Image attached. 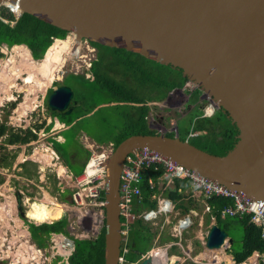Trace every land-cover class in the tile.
I'll return each instance as SVG.
<instances>
[{
  "label": "water",
  "instance_id": "95a60500",
  "mask_svg": "<svg viewBox=\"0 0 264 264\" xmlns=\"http://www.w3.org/2000/svg\"><path fill=\"white\" fill-rule=\"evenodd\" d=\"M6 3L18 14L74 34L79 42L124 49L180 70L238 130L236 143L223 156L199 149L178 133L135 134L118 144L103 163L104 264H121V176L127 158L138 150L157 152L264 202V0H0ZM73 97L71 87H56L48 106L70 114ZM228 238L214 225L206 247L222 248ZM228 242L232 246L233 239ZM139 264L156 263L147 256Z\"/></svg>",
  "mask_w": 264,
  "mask_h": 264
},
{
  "label": "rangeland",
  "instance_id": "374dc122",
  "mask_svg": "<svg viewBox=\"0 0 264 264\" xmlns=\"http://www.w3.org/2000/svg\"><path fill=\"white\" fill-rule=\"evenodd\" d=\"M67 37H72L79 43L80 49L77 53L67 54L60 67L61 69L56 73L58 75L56 78L60 77V80H55L45 90L38 89L32 85L27 86L24 83L23 79L27 77L26 74L23 75V72H25L24 68L19 69L20 75L17 73L13 75V68L11 70L8 69L6 74L11 75L9 76L10 79L8 81L0 79V97H3V101L0 103V127L4 125L8 128L5 134L0 137V264H66L71 256V248L67 249L63 246H67V242L71 243L73 241L71 238L94 240L100 235L104 227V210L101 204L103 200L98 196H100L99 193L101 194L104 191L105 171L95 176H89V178L83 174L92 157L97 154H105L108 158L114 151V145L111 142L101 143L95 140L94 143L90 139H85V134L94 139L100 136L99 139L103 141L111 137L110 135L107 136V133L100 134V129L98 128L100 118H113V115L109 111L110 108L99 111L95 116H88V119L85 121V132L80 133L76 137L79 145L84 150L90 152L87 161L81 155L79 159L70 158L72 162H75L74 164L78 163L76 167L84 166V171L81 175L74 176L66 167L64 159L59 157L53 148V141L63 142L61 137L63 135L61 134L68 127L56 118V112L48 108V98L52 93L51 90L63 85V81L65 80L66 85H70L69 87H72L73 92H76L82 86L84 77L89 78L91 76L89 73L91 63L97 60V50L87 44L86 40L79 42L75 38V35L71 33ZM0 52L5 55L0 60V69L6 70V59L12 55L13 51L8 46L2 45L0 46ZM15 63V67H18L19 62L16 60ZM71 75L79 76L72 78ZM9 83L16 85L10 89L11 95L14 97L12 101L4 99L6 93L1 94L2 87L4 90H7L6 87L9 86ZM84 86L86 87L85 91L88 92L87 84H84ZM165 90L162 87L160 91L163 94ZM196 90L197 87L194 84L186 82L182 88H175L160 97L157 101L148 103L150 107L147 116L148 127L155 131V133H164L169 136H176L178 129L179 136L184 135V131L191 128V116H193L195 122L197 119L194 116L202 114L204 117L206 116L204 111H208V108L212 109L209 99L202 97V94L195 101L193 100V94ZM141 95L148 100L150 89H142ZM155 96L159 97L161 95L155 93ZM93 97L94 94H90L89 99ZM96 100L102 103L104 98L99 97ZM26 102L30 107L23 112L20 110L19 105ZM12 103L16 104L14 108L11 106ZM70 105H73V99ZM78 109L79 107L76 109V112L79 111ZM55 124L60 125V128L55 127ZM39 125H41V128L36 130V127ZM9 128L13 129L9 130ZM26 130H31L32 133L36 134L37 139L26 144H8V138H10L9 132L22 134ZM194 134L196 137L198 136V133ZM66 135H68L69 139H72L74 136L73 131H70V134L67 133ZM76 138L74 137L75 142ZM61 150L68 151L72 156L73 152L76 151V147L72 146L69 148L67 145H62ZM49 153L51 154V158L49 157ZM61 167H64L65 173H60ZM159 186L165 187L163 183H159ZM167 189L172 190L173 187L169 186L161 190L165 191ZM76 195L77 198L75 197ZM74 199L78 202L77 204ZM182 200L183 203H186L185 199ZM18 201H20L19 204ZM198 205L199 210L194 209L196 211L195 216L197 217L194 219L193 227L189 234L182 236V247L178 246L181 253L191 250L190 254L193 258L199 252L197 247H199L200 243V241H196L194 238L198 233L201 234L200 237H204L211 224L209 218L211 211L206 210L208 213H204L200 209L202 205L199 203ZM187 206H190V204ZM176 213L180 216L185 214L183 212ZM63 217L68 222L66 228L67 234H54L51 236L50 241H48V248L39 250L32 239L27 224L32 223L37 226L43 223L51 224ZM16 220L20 223H17ZM200 221H205L203 223L204 230L202 231L198 226ZM153 222L149 226L152 232L156 233L155 238L151 237V244H149V237L146 238V234L140 236L138 245L141 246V249L149 250L151 248L149 254L156 252L159 254L158 257L161 261L167 264L168 256H166V253L171 248L167 246L175 240L171 235L176 223L175 215L164 216L155 225H152ZM162 223L165 224L161 225ZM160 225L164 231L163 237H161L160 232L157 230ZM236 232L239 238L242 237L241 229H236ZM51 240H55V243L59 245L54 247L51 244ZM189 240L194 241L195 244L192 246ZM23 242H27L28 245L36 248L40 252V256H32V253L25 246H22ZM145 243H147L146 246ZM125 244L127 245V243ZM127 252L128 250H125L124 255ZM181 258L185 259L183 253ZM204 262H206L205 264H213L208 258ZM137 263L129 262L124 256L121 262V264ZM185 264L192 263L188 261Z\"/></svg>",
  "mask_w": 264,
  "mask_h": 264
},
{
  "label": "trees",
  "instance_id": "16d2710c",
  "mask_svg": "<svg viewBox=\"0 0 264 264\" xmlns=\"http://www.w3.org/2000/svg\"><path fill=\"white\" fill-rule=\"evenodd\" d=\"M12 22L14 23L12 24ZM68 34L67 31L43 22L30 14L23 13L16 20L8 8H0V46L6 45L12 48L13 46L24 45L30 50L31 56L35 61H41L44 58L54 40H64ZM89 45L97 50V60L91 63L89 69L91 76L89 78L80 76L84 77L82 80L83 84L74 92L73 105H70L72 112L70 114L66 112L55 113L56 118L69 128L62 132L66 139L65 143L61 144L52 140L53 148L58 156L64 159L65 165L70 166L74 176L81 175L84 171V166L74 167L71 164L68 152L66 150L62 151L61 146L67 145L70 147L74 137L76 138L80 133L85 132V121L90 114L93 113L92 115L95 116L99 111L110 108L109 111L113 118H100L98 128L100 129V134L107 133V136L110 135L111 137H108L106 141L99 139L100 136L93 139L101 143L111 142L115 148L131 135L156 134L155 131L148 127L147 116L150 110L148 103L157 101L175 88H182L187 82V78L182 75L180 70L146 59L138 53L95 43H89ZM4 57L5 55L0 52V60ZM77 76L79 75H71L72 78ZM84 84H87L88 92L85 91L86 87ZM63 85H66L65 80ZM162 87L166 89V93L162 94V91H160ZM145 88L150 89L148 100L141 95V90ZM155 93H159L161 96L156 97ZM90 94H94L91 99H89ZM201 94V90L197 89L193 94V100L195 101ZM99 97L104 98L102 103L96 100ZM112 103L114 105L101 107ZM11 106L14 108L16 104L12 103ZM78 107L79 111L76 112ZM49 110L51 109L49 108ZM194 117L197 120L194 122L193 116H191V128L185 130L184 135L179 136L180 139L188 140L199 149L218 156L225 155L233 148L237 141L238 130L227 119L226 114L221 109L217 110L212 117H203L202 114ZM39 128H41V125L37 126L36 130ZM7 129L4 125L0 127V137L5 134ZM11 129L13 128H9V130ZM70 131H73L74 136L72 139H69L68 135H66L67 133L70 134ZM194 133H198V136L189 137V134ZM8 134H10L8 144L13 145L18 143L26 144L37 139L36 134L32 133L31 130H26L22 134L11 132ZM77 145V154L83 155L87 161L90 152L84 150L79 144ZM143 175H145V182L140 185V189L144 199L141 201L140 206L142 209H153L156 206V202H151L150 198L154 190L150 189L147 178H157L161 173L153 168ZM189 185L188 181H177L176 189H179V187L186 189ZM183 195L177 191H172L166 192L165 196L176 201H183ZM100 199L104 200V191L101 192ZM208 204L212 207L211 212L216 217L217 225L227 232L234 241L232 244V255L237 260V264H242L254 252L264 254V240L261 238V229L253 224L251 216L247 215L242 218L239 216H227L223 219L221 210L234 205L231 199L212 198L208 200ZM178 207L181 208L182 204L178 205ZM187 208H182L184 213L189 212ZM121 220L124 222V219ZM27 225L34 243L39 249L45 250L46 247L48 248V241H50L52 234H67L68 222L63 217L51 224L43 223L37 226L28 223ZM238 228L242 230V237L240 238L236 235V229ZM145 234L147 235L146 238L149 237L148 241L151 244V237L154 239L156 233H153L151 228L146 226L141 220L131 224L128 233L129 242H123L122 245V255L129 262L140 263L142 258L151 251V248L149 250L141 249V246L138 245L139 237ZM104 237L105 227L102 228L100 235L94 240L71 238L75 249L66 264H104ZM124 250H128L126 255H124Z\"/></svg>",
  "mask_w": 264,
  "mask_h": 264
},
{
  "label": "built area",
  "instance_id": "2783aa9c",
  "mask_svg": "<svg viewBox=\"0 0 264 264\" xmlns=\"http://www.w3.org/2000/svg\"><path fill=\"white\" fill-rule=\"evenodd\" d=\"M18 17L19 16H15V19L17 20ZM14 22H12V24ZM86 43L89 44L88 42ZM210 114L211 113H209L208 115ZM194 136L195 134H189V137ZM153 168L155 171L160 172L161 175L156 180H153L151 177L147 178V182L151 190L156 188L157 182L158 184L163 183L165 187H167L171 184H174L176 180H187L190 182V186L195 190H199L204 196V198L207 200L218 197L231 199L234 205L224 208L222 210V216L225 218L227 216H251L252 222L255 223L261 229V238L264 240V202L251 200L245 197L244 195H239L195 173L194 171L186 168L185 166L179 165L162 156L161 154L147 149L138 150L137 152H135V154L130 155L126 160V165L124 166L122 172L120 185V208L121 218L124 219V237H126V235L128 234L130 226L133 222L141 219L144 221H150L155 218L158 213H167L170 208L174 209V204L162 198H159L160 202L159 209L157 212H141V210L138 209V204L144 199L140 189V185L145 182V175L143 174L148 172L149 170H152ZM99 195L100 196L98 197L100 198L101 194L99 193ZM75 197L77 198V195ZM152 198H155V196H153ZM74 201L76 204L78 203L75 199ZM101 204L103 208L104 200L101 202ZM209 209L210 208L208 207V210ZM193 222L194 218L189 215L178 219L173 229V237L181 239L183 232L186 229H190L193 225ZM53 235L54 234H52V236ZM204 241L205 240H202L203 244ZM51 244H53L54 247L59 245L58 243H55V240H51ZM63 247H66L67 249L71 248L70 255H72L75 249L73 241L71 243L67 242V246ZM122 261L123 257L121 258V262Z\"/></svg>",
  "mask_w": 264,
  "mask_h": 264
},
{
  "label": "bare ground",
  "instance_id": "6f19581e",
  "mask_svg": "<svg viewBox=\"0 0 264 264\" xmlns=\"http://www.w3.org/2000/svg\"><path fill=\"white\" fill-rule=\"evenodd\" d=\"M6 4L9 5V3H6ZM10 7H12L13 11L16 13L17 8L13 5H11ZM79 49H80V44L77 43L72 37H66V39H64V40L56 39V40H54L53 44L47 50L46 55H45V59L43 58L41 61H35L31 56L30 50L26 46H24V45L13 46L11 48L13 53L9 58L6 59V62H5V63H7L6 70L0 69V79L6 80V81H8L10 79L9 76H11V75L6 74L8 69L11 70L13 68L12 69V70H14L13 75L14 74L16 75V73L18 75H20L19 69L24 68L25 72H23V75L24 74L27 75V77L25 79H23L24 83L27 86L32 85L34 87H37L38 89L45 90L55 80H60V77L56 78V76H58V75H56V73H57V71H59V69H61L60 67L62 66L67 54L77 53L79 51ZM16 60L19 62L18 67H15L16 66L15 65ZM15 86L16 85L9 83V86L6 87L7 90L6 89L4 90V88L2 87L1 94L3 95L6 93L4 99H6L7 101L14 100V97L11 95L10 89L14 88ZM2 101H3V97L2 98L0 97V103ZM28 107H30V106L27 105V102L25 104L21 103V105H19L20 110L23 112H25L28 109ZM208 111H212V109L208 108ZM50 156H51V154L49 153V157ZM106 159H107V157L105 154H102V155L97 154L94 157H92L91 160L88 162V164L86 166V170H85L83 175L86 176L87 178H89V176L90 177L95 176L99 173L104 172L105 170L103 167V163ZM62 172L65 173L64 167L60 168V173H62ZM16 222L20 223L18 220H16ZM22 240H24V239H22ZM22 246L23 247L25 246V248L32 253V256L33 255L35 257L40 256V254H39L40 252H38L37 249L34 248L33 246L28 245L27 242H23ZM212 254H216L218 256V253L212 252ZM152 256H153L154 262L156 264H164L163 261H161V259L158 257L159 254L154 252V253H152ZM211 260L216 261L219 264L225 261L224 258L222 257V255L220 258L219 257L215 258L214 256H211Z\"/></svg>",
  "mask_w": 264,
  "mask_h": 264
},
{
  "label": "crops",
  "instance_id": "0c3cea01",
  "mask_svg": "<svg viewBox=\"0 0 264 264\" xmlns=\"http://www.w3.org/2000/svg\"><path fill=\"white\" fill-rule=\"evenodd\" d=\"M61 86H63V85H61ZM65 86H67V85H65ZM53 90V89H52ZM74 98V97H73ZM111 105H114L113 103L112 104H107V105H103L102 107H105V106H111ZM93 114V113H92ZM92 114H90V115H92ZM89 115V116H90ZM59 127L60 128V125H58V124H55V127ZM61 127H62V125H61ZM69 128V127H68ZM67 128V129H68ZM66 128H65V130H63V131H66L67 130ZM151 129V128H150ZM152 130V129H151ZM62 135V134H61ZM62 137V139H63V142H59V143H61V144H63L65 141H66V139H65V137L64 136H61ZM77 139V138H76ZM85 139H90V140H92L94 143H95V141H94V139L91 137V136H89V135H87V134H85ZM77 142V143H76ZM76 142H75V140H73L72 141V144L70 145V147L69 148H71L72 146H75L76 147V151H74L73 152V154H72V156L70 155V153L68 152V155H69V157L70 158H73V159H79V154H77L78 152H77V150H78V145L77 144H79L78 143V139L76 140ZM80 147V146H79ZM84 149V148H83ZM88 151V150H87ZM83 156V155H82ZM75 162H72L71 161V164L74 166V167H76V166H78L77 164H74ZM66 167L68 168V170L70 171V172H72V174H73V170L70 168V166L68 165H66ZM78 168V167H77ZM179 191H181V190H183V193H184V199L186 200V203H183L182 201H180V200H178L177 201V203H176V208H177V212H179V213H181V212H183L184 213V211L182 210V208H187V210H189V213L187 212L186 214L187 215H189V216H192L194 219H195V217H197V216H195V213H196V211L194 210V209H197V210H199V205H198V203L199 204H201L202 206L200 207V209H201V211L202 212H204V213H208L207 211H212V207L208 204V200L207 199H205L204 198V196L202 195V193L199 191V190H195V189H193L191 186H189L188 188H186V189H183V188H181V187H179V189H178ZM183 193H181V194H183ZM168 198H170V197H168ZM171 199V198H170ZM173 200V199H172ZM176 201V200H175ZM203 203V204H202ZM180 204H182V207L181 208H179L178 207V205H180ZM188 204H190V206H187ZM208 207L210 208L209 210H208ZM207 210V211H206ZM198 215V214H197ZM210 221H211V224H213V225H209V228L207 229V231H206V234H205V236L204 237H200V233H198L197 234V236L194 238L196 241H200V243H199V247H197V249L199 250V252H197V254H195V256H194V258H193V256H191V254H190V251L191 250H188L187 252L186 251H183L182 253L184 254V256H185V259H183V258H181V256H182V253H181V250L178 248V246H180V247H182V241H183V239L181 240V239H177V240H175V241H173V243H171V244H169L167 247H171L170 248V250H169V252L168 253H166V256H168V261H167V264H170V262H171V264H185V263H187L188 261H190L192 264H205L206 262H204V261H207V258L208 259H210L211 260V256H214L215 258L216 257H221V255H222V257L224 258V262H222V263H220V264H237V260L235 259V257H233V255H232V246L231 245H229L228 243V239H226L225 240V246L224 247H222V248H219V249H214V250H211V249H209V248H207L206 247V242H207V236H208V233L210 232V229H211V227L212 226H214V225H216V226H218L217 225V220H216V217L214 216V215H212V212H211V214H210ZM224 219V218H223ZM205 221H200L199 222V224H198V226L201 228V231L202 230H204V227H203V223H204ZM215 222V223H214ZM207 225H208V223H206ZM192 227H193V225L191 226V228L190 229H186L184 232H183V235L182 236H184L185 234H189V232L191 231V229H192ZM203 227V228H202ZM56 235H60V234H56ZM62 235V234H61ZM199 235V236H198ZM230 237V236H229ZM62 238V237H61ZM126 242H128V234L126 235ZM182 238V237H181ZM202 240H205L204 241V244H203V242H202ZM189 243L190 244H192V246H193V244H195V242L194 241H191V240H189ZM233 243H234V241H233ZM202 247V248H201ZM178 248V249H177ZM157 251H160V250H157ZM209 252V253H208ZM212 252L214 253H218V256L216 255V254H212ZM227 257V258H226ZM173 259H176V262H173ZM181 259V260H180ZM209 261V260H208ZM212 261V260H211ZM263 261H264V254L263 253H259V252H254L250 257H248V259L247 260H245L242 264H264L263 263ZM169 262V263H168ZM213 262V264H219L218 262H216V261H212Z\"/></svg>",
  "mask_w": 264,
  "mask_h": 264
},
{
  "label": "clouds",
  "instance_id": "9594fccd",
  "mask_svg": "<svg viewBox=\"0 0 264 264\" xmlns=\"http://www.w3.org/2000/svg\"><path fill=\"white\" fill-rule=\"evenodd\" d=\"M1 7H6V8H8L9 9V11L12 13V15H13V17L15 18V16H21V14H18V12L16 11V13L13 11V8L12 7H10V6H8V5H6V4H4V5H0V8ZM18 17V18H19ZM89 43V42H88ZM212 105V104H211ZM214 109H216V108H214V106L212 105V111H213V114H212V111L211 112H208L207 110H205L204 112H205V115L206 116H204V117H212L214 114H215V112L217 111V110H215L214 111ZM209 113H211L210 115H208ZM204 115V114H203ZM177 133H178V135H179V130L177 129ZM194 137H196V136H194ZM178 164V163H177ZM180 165V164H179ZM159 177V176H158ZM158 177L157 178H154L153 180H156V179H158ZM177 181H187V180H176L175 182H174V184H171L170 186H172L173 187V189L172 190H165V191H162L161 189L162 188H165V187H160L159 186V184H158V182L156 183V188L155 189H153L154 190V193H153V195L151 196V198H150V201L151 202H156V206H155V208H153V209H142V207L140 206V203L138 204V209H140L141 210V212L142 211H144V212H149V211H155V212H157L158 211V209H159V198H162V199H164V200H167V201H169V202H171L172 204H174V209H171L170 208V210L167 212V213H158L156 216H155V218H153L152 220H150V221H144V220H142L141 219V221L146 225V226H148L149 228H150V226H149V224L151 223V222H153V224L152 225H155V224H157V221L160 219V218H163L164 216H168V215H171V214H174L175 215V219H176V223H177V221H178V219H180L181 217H184V216H188L186 213L183 215V216H180L178 213H176L177 212V208H176V203H177V201H175V200H172V199H170V198H168L167 196H165L166 195V192H172V191H177L178 193H183V190H181V191H179L178 189H176V182ZM189 182V181H188ZM190 183V182H189ZM190 186V185H189ZM167 187H169V186H167ZM143 195V194H142ZM153 196H155V198H152ZM189 213V212H188ZM221 215H222V210H221ZM245 216H247V215H245ZM236 217V216H235ZM240 218H242V217H244V216H239ZM222 218H225V217H223L222 216ZM122 219V218H121ZM251 220H252V217H251ZM122 223H124V222H122ZM175 223V224H176ZM194 223V222H193ZM165 223H162L161 225H164ZM175 224H174V227H175ZM253 224H255V223H253ZM161 225H160V227H158L157 228V230H158V232H160V234H161V237H163V233H164V231L162 230V227H161ZM167 225V224H166ZM256 225V224H255ZM257 226V225H256ZM174 227H173V229H174ZM258 227V226H257ZM125 228L123 227V230H124ZM172 229V230H173ZM130 231V230H129ZM129 231H128V233H129ZM173 233H174V231H173ZM172 233V234H173ZM171 234V235H172ZM229 236V235H228ZM172 237H173V235H172ZM175 240H177L178 238H175V237H173ZM229 238H231V237H229ZM174 240V241H175ZM263 240V239H262ZM124 242H126V238L124 237ZM40 250V249H39ZM123 250V249H122ZM123 256V255H122ZM147 256H152V254H147ZM147 256H144L143 258H145V257H147ZM143 258H142V260H143Z\"/></svg>",
  "mask_w": 264,
  "mask_h": 264
},
{
  "label": "flooded vegetation",
  "instance_id": "af4514ba",
  "mask_svg": "<svg viewBox=\"0 0 264 264\" xmlns=\"http://www.w3.org/2000/svg\"><path fill=\"white\" fill-rule=\"evenodd\" d=\"M64 82V81H63ZM176 261V259L173 260V262Z\"/></svg>",
  "mask_w": 264,
  "mask_h": 264
}]
</instances>
